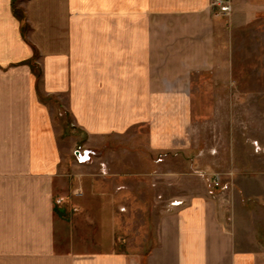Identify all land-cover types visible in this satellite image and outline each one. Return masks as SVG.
<instances>
[{
  "label": "crops",
  "instance_id": "1",
  "mask_svg": "<svg viewBox=\"0 0 264 264\" xmlns=\"http://www.w3.org/2000/svg\"><path fill=\"white\" fill-rule=\"evenodd\" d=\"M212 3L0 0V264H132L129 254L62 246L59 210L71 204L56 202L62 166L50 97L67 98L91 133L150 121L162 147L177 122L179 83L215 66ZM243 212L227 222L213 201L185 200L137 264H264V227Z\"/></svg>",
  "mask_w": 264,
  "mask_h": 264
},
{
  "label": "rangeland",
  "instance_id": "2",
  "mask_svg": "<svg viewBox=\"0 0 264 264\" xmlns=\"http://www.w3.org/2000/svg\"><path fill=\"white\" fill-rule=\"evenodd\" d=\"M215 15V66L179 83L177 122L162 147L153 146L150 121L91 133L67 98L50 97L62 166L56 202L71 204L59 210L63 248L144 263L159 222L198 197L213 201L227 222L252 210L264 227V0H231L228 14ZM77 151L91 159L80 162Z\"/></svg>",
  "mask_w": 264,
  "mask_h": 264
},
{
  "label": "built area",
  "instance_id": "3",
  "mask_svg": "<svg viewBox=\"0 0 264 264\" xmlns=\"http://www.w3.org/2000/svg\"><path fill=\"white\" fill-rule=\"evenodd\" d=\"M213 7L228 14L231 11V0H214Z\"/></svg>",
  "mask_w": 264,
  "mask_h": 264
},
{
  "label": "water",
  "instance_id": "4",
  "mask_svg": "<svg viewBox=\"0 0 264 264\" xmlns=\"http://www.w3.org/2000/svg\"><path fill=\"white\" fill-rule=\"evenodd\" d=\"M91 152L90 151H85L83 154L79 151L76 152V157L80 162H87L91 159L90 156Z\"/></svg>",
  "mask_w": 264,
  "mask_h": 264
}]
</instances>
